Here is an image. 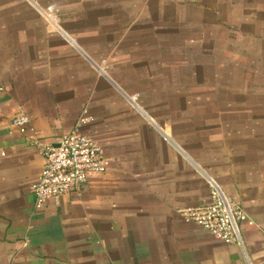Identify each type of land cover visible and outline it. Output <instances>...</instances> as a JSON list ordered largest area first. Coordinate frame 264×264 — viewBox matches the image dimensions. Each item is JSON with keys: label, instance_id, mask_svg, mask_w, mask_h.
Returning <instances> with one entry per match:
<instances>
[{"label": "crops", "instance_id": "crops-1", "mask_svg": "<svg viewBox=\"0 0 264 264\" xmlns=\"http://www.w3.org/2000/svg\"><path fill=\"white\" fill-rule=\"evenodd\" d=\"M169 50L187 74L148 72ZM144 85L142 101L181 99L176 123L129 109L121 93ZM189 88L210 104L186 111ZM84 110L107 170L36 210L43 159L29 142L56 143ZM207 178L252 220L242 246L182 219L210 202ZM0 264H264V0H0Z\"/></svg>", "mask_w": 264, "mask_h": 264}, {"label": "built area", "instance_id": "built-area-1", "mask_svg": "<svg viewBox=\"0 0 264 264\" xmlns=\"http://www.w3.org/2000/svg\"><path fill=\"white\" fill-rule=\"evenodd\" d=\"M43 15L56 32L67 36L59 26L57 17L48 11ZM99 69L103 71L102 68ZM128 100L135 103L136 97H128ZM91 122L93 118L84 110L74 127L56 143L37 137L31 138L29 147L43 159L42 172L31 187L36 210H41L49 201H58L85 186L92 175L106 172V159L101 145L82 131ZM29 124L28 117L22 112L12 120V125L22 133L28 130ZM206 181L210 190V202L181 210L182 219L186 223L201 227L223 244L242 246L240 225L244 222L253 225L252 220L239 204L226 196L215 180L207 178Z\"/></svg>", "mask_w": 264, "mask_h": 264}, {"label": "rangeland", "instance_id": "rangeland-1", "mask_svg": "<svg viewBox=\"0 0 264 264\" xmlns=\"http://www.w3.org/2000/svg\"><path fill=\"white\" fill-rule=\"evenodd\" d=\"M152 2H155L156 0H151ZM153 5H158L159 3H151ZM40 9L43 11L40 12L41 17L44 19V21L46 22L47 26H49L50 28H52V26H50L48 20L46 19V17L43 15V13H47V11L51 14L54 15L55 17H57L59 19V26L62 27L61 21L62 17L60 16L59 12H57L55 9H46V8H41ZM159 22V19L154 18V20H150V24H154L156 22ZM49 23V24H48ZM53 29V28H52ZM63 30V29H62ZM63 32L65 34H67L64 30ZM61 34V33H60ZM174 37H176V33L173 34ZM63 37H65L64 35H62ZM168 39V38H167ZM167 45H176L177 42L175 40V38L169 39V41H166ZM137 53V52H136ZM136 53H134L133 55H136ZM169 56L167 57L168 60V65L165 67H156V66H148L147 70L148 72H150L149 70H157V68H163L164 71H170V73L174 72V73H183V74H187L185 69H183L182 67L179 66L180 64V60H178L176 53H171L170 50L168 51ZM142 56L144 55L143 52H141ZM158 57H160L159 55H156V59L159 62L160 59H158ZM96 67L98 68H102L103 72L105 73V75L108 76V72H109V65L107 63L106 60L103 61H99L98 65H96ZM120 68V67H119ZM139 70L142 73L146 72V67L145 66H141L139 67ZM121 72V76L124 78H128L126 76V71L124 68H121L120 70ZM97 75H100L98 71H96ZM153 74L155 73L152 72ZM101 76V75H100ZM104 76V75H103ZM135 83V81L132 79V85ZM155 84V83H154ZM187 84V83H186ZM147 85V83H146ZM146 85H144L141 89H143L141 92L142 94L139 93V88L133 87L132 86V91H134V93H121L122 99L125 101L126 105L129 107V109H131L138 117H140L143 121L150 123L151 124V120H154V122H173L176 123L178 121L177 114L173 113L172 108L176 106V104L180 105L181 104V99L178 98H173V97H165V96H161V97H145L143 96V101H142V95L143 92L146 93ZM157 85H160V83H157ZM189 86H191V83H189ZM160 88V87H159ZM187 85H186V89H187ZM145 90V91H144ZM167 94V92H166ZM192 91L191 88H189V92H188V96L186 95V97L184 98V106L186 108L188 107H192L194 104H200V105H209L210 101L206 100V101H196L193 103L194 99L191 96ZM136 97V102H130L128 100V97ZM217 100V101H216ZM231 99L229 98H222V99H215L214 103L216 105H218L220 103L224 104L225 101H230ZM234 100V99H233ZM238 100H242V99H238ZM253 102H255L257 100L256 97H252ZM200 102V103H199ZM213 104V103H212ZM193 115V114H192ZM191 115H187L184 114L185 120L186 121H191L192 117H188ZM218 116V115H216ZM150 118V120H149ZM152 118V119H151ZM155 118V119H153ZM159 123V122H158ZM227 196V195H226Z\"/></svg>", "mask_w": 264, "mask_h": 264}, {"label": "water", "instance_id": "water-1", "mask_svg": "<svg viewBox=\"0 0 264 264\" xmlns=\"http://www.w3.org/2000/svg\"><path fill=\"white\" fill-rule=\"evenodd\" d=\"M82 188V187H81Z\"/></svg>", "mask_w": 264, "mask_h": 264}]
</instances>
